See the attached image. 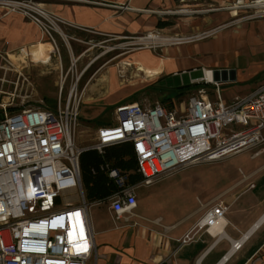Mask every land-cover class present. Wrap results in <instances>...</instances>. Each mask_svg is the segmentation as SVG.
I'll return each instance as SVG.
<instances>
[{
    "label": "built area",
    "instance_id": "1",
    "mask_svg": "<svg viewBox=\"0 0 264 264\" xmlns=\"http://www.w3.org/2000/svg\"><path fill=\"white\" fill-rule=\"evenodd\" d=\"M246 6L262 10L231 24L264 18V1ZM233 7L236 10L239 5ZM0 10L36 26L59 55L55 36L66 39L63 19L37 0H0ZM24 50L19 49L18 56ZM4 54L7 51L0 47V57ZM202 72V78L192 80L191 85H214L215 101L200 88L178 108L161 102L118 105L113 110L114 123L100 126L94 144L86 149L75 141L82 104L76 86L65 99L61 87L54 108L41 104L12 111L14 99L0 97V264H88L92 259L95 245L79 163L85 151L103 157L107 148L129 144L136 172L142 177L140 183L148 187L163 176L217 163L262 145L264 83L226 105L213 71L210 77ZM99 171L108 176L116 191L104 200L92 201L93 205L108 204L117 219L135 216L137 186L128 185V175L105 161ZM227 209L218 203L207 210L179 240V247L203 234L222 235V229L215 232ZM232 247L237 251L241 244Z\"/></svg>",
    "mask_w": 264,
    "mask_h": 264
},
{
    "label": "rangeland",
    "instance_id": "2",
    "mask_svg": "<svg viewBox=\"0 0 264 264\" xmlns=\"http://www.w3.org/2000/svg\"><path fill=\"white\" fill-rule=\"evenodd\" d=\"M216 1H172L169 7L165 6L161 9L164 10V14L155 16L158 22L165 24V27L163 29L154 28L143 34L105 37L85 32L77 34L66 30L65 40L55 36L59 55L52 50L48 56L38 57L27 51L29 57L23 63L12 58L18 56L20 47L10 48L8 44L2 43L0 47L7 51V55L0 57V97L14 99L16 107L12 108V111L37 107L41 104L54 108L60 96L61 87V97L65 99L69 90L76 86L78 94L82 96V104L79 123L75 131V141L78 147L89 148L94 144L93 139L98 127L114 123L113 110L118 105L143 101L153 104L164 101L170 104V108H178L179 102L185 101L189 93L186 86H190L191 89L204 87L203 85L191 86L192 80L203 76L204 68L223 67L224 69L217 70V72L211 70L217 74L219 81L224 76L225 78L231 76L229 70L236 73L237 81L243 75L253 71V68L249 66L255 58L254 50L249 47L251 44L238 42L234 38L232 40L223 39L221 45L215 44L212 47L204 46L210 41L201 43L203 45L201 53L196 52L193 57L188 56L189 46H183V50L178 47L167 49L178 43L191 44L211 40L224 31H237L244 22H251L253 19L231 24L233 21L254 15L256 11L262 10L251 8L246 14L237 12L235 15L236 10L232 8L236 3L228 1L222 4L221 8L226 10L224 12L233 15L229 20L220 22V20H214V15L220 8V4ZM37 2L45 8L42 0H37ZM150 33L158 39L169 40V42L156 41L143 44L138 41ZM39 41L48 43L42 36ZM23 47L27 49L29 46ZM164 49L166 50L163 51ZM140 52H148L155 56L161 55L160 59H163L166 72L158 81L155 78H145L141 72L137 71L139 63L134 62L133 57ZM146 55L143 53L139 57L145 58ZM186 61L189 63L187 68L197 69L195 71L186 70L181 77L178 71L186 69L184 67ZM126 63L129 66H125ZM243 71L245 74L242 73ZM173 72L177 73L173 74ZM263 77H260V80ZM211 89L213 88L210 87ZM210 90H208L209 96L212 95ZM231 158L226 159L227 161L223 160L224 162L188 167L163 176L148 187L141 183L138 184L136 188L137 208L134 213L141 215L147 210L153 213L161 207L171 209V206L179 209L194 201V195L197 193L196 185L199 181L203 180L204 183L206 179L204 176L211 174L214 175L213 183L219 185L222 181L219 172L226 171L234 164V159ZM83 188L86 195L84 184ZM86 200L95 231L99 225L107 222L103 217V215H108L107 204L96 206L88 198ZM195 207H197L196 203H194ZM127 224L129 223L125 226ZM131 226L132 228L138 227L134 223H131Z\"/></svg>",
    "mask_w": 264,
    "mask_h": 264
},
{
    "label": "crops",
    "instance_id": "3",
    "mask_svg": "<svg viewBox=\"0 0 264 264\" xmlns=\"http://www.w3.org/2000/svg\"><path fill=\"white\" fill-rule=\"evenodd\" d=\"M42 1L48 11L66 22L62 27L63 32L70 30L77 34L85 32L110 37L143 34L154 28L163 29L165 24L158 22L155 16L164 14V10L161 9L165 6L169 7L172 1L182 0ZM228 1L239 5L234 11L235 14L237 12L246 14L252 8L246 5L256 0H217L220 8L214 15V20L225 22L232 17L233 14L224 12L226 10L221 8V5ZM229 31L221 32L211 40L191 44L178 43L167 48L171 50L178 47L183 50V46H189L188 56L193 57L196 52L201 53L203 46L201 43L204 42L210 41L204 46L211 47L215 44L221 45L223 39L234 38L238 42H249L251 44L249 47L255 54L252 64L249 65L253 68L251 73L243 75L238 81L236 73L231 70H229L231 76L227 78L224 76L220 81L217 79V74H214L221 101L226 105L235 97L254 92L264 83V19L244 22L237 31ZM40 36L38 28L25 18L15 14L5 15L0 10V44L6 43L10 48L21 49L25 48L23 46L30 47L40 42ZM143 53L147 54V57H139ZM160 57L161 55L140 52L133 57V61L147 68H160V74L153 77L158 81L166 72L163 59L161 60ZM157 60L159 61L155 63ZM188 64L186 61L184 64L186 69L178 71L179 76L186 70L197 69L187 68ZM220 69L224 68L203 70L217 72ZM242 73L245 74V71ZM188 74L190 75V72ZM260 77L263 78L260 80ZM196 85L204 87L191 89L190 86H186L189 90L186 99L194 91L204 88L208 98L211 101L216 100L214 85L191 86ZM210 87L213 89L210 90ZM208 90L212 92L211 96ZM186 99L179 102V105L186 102ZM161 103L166 107L170 106L168 102ZM233 159L232 166L226 171L219 172L222 180L219 185L213 183L214 175L204 176L206 178L204 183L202 180L196 185L197 193L194 195V201L179 209L173 206L171 209L161 207L153 213L150 210L141 215L134 213L135 216L126 220L125 217L117 219L107 208L108 215H103L107 222L99 225L95 231L90 219L95 255L88 264L91 262L92 264H264V143L237 154ZM194 203L197 204L195 208ZM218 203L228 207L223 223L218 227H221L222 235L203 234L199 240L180 248L179 240L193 229L207 210ZM103 205L106 204L99 206ZM126 223L130 225L134 223L138 227L132 228L129 224L125 226ZM237 242L241 247L235 251L232 246ZM226 257L228 258L225 259Z\"/></svg>",
    "mask_w": 264,
    "mask_h": 264
},
{
    "label": "trees",
    "instance_id": "4",
    "mask_svg": "<svg viewBox=\"0 0 264 264\" xmlns=\"http://www.w3.org/2000/svg\"><path fill=\"white\" fill-rule=\"evenodd\" d=\"M104 161L128 173V185L135 186L142 181V177L136 172V159L129 144L109 147L103 157L95 151H85L80 155L79 163L82 183L86 188V198L90 201L104 200L116 191L115 185L108 176L99 171V166ZM92 171L95 173L93 174Z\"/></svg>",
    "mask_w": 264,
    "mask_h": 264
},
{
    "label": "bare ground",
    "instance_id": "5",
    "mask_svg": "<svg viewBox=\"0 0 264 264\" xmlns=\"http://www.w3.org/2000/svg\"><path fill=\"white\" fill-rule=\"evenodd\" d=\"M138 41L140 43H143V44H147L148 42L154 43L156 41H162L163 43L164 42L165 43L169 42V40L158 39L156 36H153L151 33L148 36L139 39ZM27 51H30L32 54H34V55H36L38 57H46L52 51V48H51V46L49 44L38 42L37 44H35L33 46H30L27 49H25L24 52L22 53V55H19L17 57H12V58H15L16 60L21 61V63H23V62L26 61L24 56H27ZM125 66H129V65L126 63ZM137 71L141 72L144 75L145 78H153V77H155V76L160 74L161 69L160 68L159 69H157V68H153V69L147 68V67H145V66H143V65H141L139 63L138 66H137ZM205 72H206V75L209 76V77L212 75L210 70H205ZM222 223H223V221L221 222V224ZM219 230H221V227L216 229L215 233H218ZM215 233L213 232V234H215ZM238 244H240V243H238ZM227 258L228 257H226L225 259H227Z\"/></svg>",
    "mask_w": 264,
    "mask_h": 264
}]
</instances>
